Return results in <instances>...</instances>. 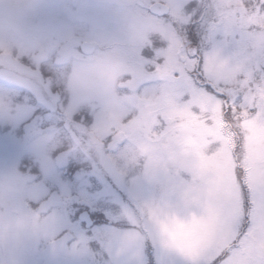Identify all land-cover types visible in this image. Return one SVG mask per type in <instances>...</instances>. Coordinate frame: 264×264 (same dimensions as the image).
<instances>
[{"label":"rangeland","instance_id":"rangeland-1","mask_svg":"<svg viewBox=\"0 0 264 264\" xmlns=\"http://www.w3.org/2000/svg\"><path fill=\"white\" fill-rule=\"evenodd\" d=\"M258 2L0 0V128L20 126L0 152V264H107L67 190L42 198L68 161L127 191L114 264H142L145 241L149 264H264Z\"/></svg>","mask_w":264,"mask_h":264},{"label":"snow or ice","instance_id":"snow-or-ice-1","mask_svg":"<svg viewBox=\"0 0 264 264\" xmlns=\"http://www.w3.org/2000/svg\"><path fill=\"white\" fill-rule=\"evenodd\" d=\"M257 6L264 12V0H259ZM192 15L194 19L197 13ZM19 136V125L15 128L10 125L0 128V152L9 157L16 155ZM44 189L43 199L61 196L62 192L67 190V195L71 198L68 207H76V212L69 214V221L78 225L88 242L94 241L102 252L107 253V264H114L112 259L114 250L121 248L126 240V234L133 227L120 215L125 205L131 206L126 189L108 173L97 174L91 168L82 172L81 165L73 161H68L57 168L55 174L44 182ZM104 220L119 223L121 227L93 229L89 223ZM115 233L125 235L117 236ZM148 247L149 244L145 241L141 248L142 264H149L146 256Z\"/></svg>","mask_w":264,"mask_h":264},{"label":"water","instance_id":"water-1","mask_svg":"<svg viewBox=\"0 0 264 264\" xmlns=\"http://www.w3.org/2000/svg\"><path fill=\"white\" fill-rule=\"evenodd\" d=\"M149 12L152 14H156V15H164L167 14L169 11V8L161 3L155 2L152 5L149 6ZM95 45L88 42V43H82L80 46V49L83 53L89 54L93 51ZM89 223L92 224V222L90 221Z\"/></svg>","mask_w":264,"mask_h":264},{"label":"flooded vegetation","instance_id":"flooded-vegetation-1","mask_svg":"<svg viewBox=\"0 0 264 264\" xmlns=\"http://www.w3.org/2000/svg\"><path fill=\"white\" fill-rule=\"evenodd\" d=\"M80 46V45H79ZM94 52H92V53H89V54H84V57H89V56H92V54H93ZM78 219V218H77ZM93 222H92V224H91V226H93ZM91 251H92V255L94 256L95 255V247H94V245L91 243Z\"/></svg>","mask_w":264,"mask_h":264}]
</instances>
